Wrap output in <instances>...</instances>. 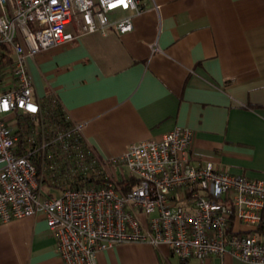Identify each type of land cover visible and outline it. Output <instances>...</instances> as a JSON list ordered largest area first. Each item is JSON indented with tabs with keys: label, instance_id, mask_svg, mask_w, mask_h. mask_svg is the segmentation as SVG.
<instances>
[{
	"label": "built area",
	"instance_id": "obj_1",
	"mask_svg": "<svg viewBox=\"0 0 264 264\" xmlns=\"http://www.w3.org/2000/svg\"><path fill=\"white\" fill-rule=\"evenodd\" d=\"M115 9L128 13L111 20ZM142 9L139 0H0V43L12 50L0 69V223L41 214L62 264H97L99 251L130 241L165 243L183 261L229 253L264 264L253 230L263 180L194 161L192 132L179 126L102 159L53 93L33 94L27 58L70 41L74 15L84 32H124ZM124 171L137 181L122 193Z\"/></svg>",
	"mask_w": 264,
	"mask_h": 264
},
{
	"label": "crops",
	"instance_id": "obj_2",
	"mask_svg": "<svg viewBox=\"0 0 264 264\" xmlns=\"http://www.w3.org/2000/svg\"><path fill=\"white\" fill-rule=\"evenodd\" d=\"M139 1L143 9L124 32H84L74 15L65 25L70 41L27 58L34 96L53 93L102 159L179 126L192 132L194 161L264 181V0ZM96 257L97 264H255L229 253L183 261L165 243L134 241ZM0 264H62L41 214L0 223Z\"/></svg>",
	"mask_w": 264,
	"mask_h": 264
},
{
	"label": "trees",
	"instance_id": "obj_3",
	"mask_svg": "<svg viewBox=\"0 0 264 264\" xmlns=\"http://www.w3.org/2000/svg\"><path fill=\"white\" fill-rule=\"evenodd\" d=\"M12 60V50L9 44L0 43V69L7 66ZM137 177L124 171L117 181L118 190L126 192L136 183ZM233 221L231 220V226ZM253 230L260 239H264V208L261 213L260 221L254 226Z\"/></svg>",
	"mask_w": 264,
	"mask_h": 264
},
{
	"label": "clouds",
	"instance_id": "obj_4",
	"mask_svg": "<svg viewBox=\"0 0 264 264\" xmlns=\"http://www.w3.org/2000/svg\"><path fill=\"white\" fill-rule=\"evenodd\" d=\"M9 108V105L7 102H5L3 105H2V110H7ZM33 111H36V109L33 107L32 108Z\"/></svg>",
	"mask_w": 264,
	"mask_h": 264
},
{
	"label": "rangeland",
	"instance_id": "obj_5",
	"mask_svg": "<svg viewBox=\"0 0 264 264\" xmlns=\"http://www.w3.org/2000/svg\"><path fill=\"white\" fill-rule=\"evenodd\" d=\"M120 9H115V10H113L112 12H116V11H119Z\"/></svg>",
	"mask_w": 264,
	"mask_h": 264
}]
</instances>
